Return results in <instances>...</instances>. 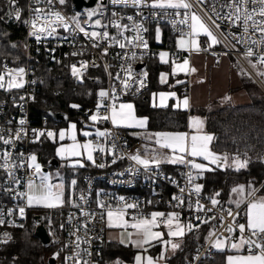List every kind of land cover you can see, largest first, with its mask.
Wrapping results in <instances>:
<instances>
[{
    "label": "built area",
    "instance_id": "built-area-1",
    "mask_svg": "<svg viewBox=\"0 0 264 264\" xmlns=\"http://www.w3.org/2000/svg\"><path fill=\"white\" fill-rule=\"evenodd\" d=\"M192 5V12L197 13L203 21L211 28L213 34L219 41L216 44L217 48L210 50L207 49V41L200 43L201 52H214V61L220 60V54L226 53L234 57L242 67H244L248 73L256 80V82L264 89V83L261 78L251 69L247 61L244 59V55L247 53L248 48H252L255 55L252 58L257 62V58L264 55V43L261 42L259 33H254L251 30L244 32L243 26H232L230 22L226 20H216L220 24V28L217 29L209 20V16L212 19H216L213 14V7L217 11H221L222 14L227 12L226 8L222 9V5L226 3V0H206L204 5H200L198 0H187ZM18 6L22 9V18L17 21L14 17L7 16L4 20L5 24L9 23L17 24L23 33L22 47H23V60L19 62L17 58L8 60L6 58L0 59V72L4 71L5 67L12 68H24V87L20 89L8 90L0 89V134L6 136L11 131L14 135L17 129L24 128L26 135H22L19 140H15L12 145H3L0 143V151L8 150L12 153V163L19 164L21 160H26L28 156L35 155L37 157V151L35 146L46 134L37 138L33 134V130L47 132L51 131L54 126H57L59 122L54 120L51 123L46 114L36 116L32 112V102L34 98L35 90L37 89L38 76L35 69V62L32 57L35 56L39 59V56H45L53 63H63L69 72H71V65L75 64L80 67V62L87 61V67L81 69L83 76L91 77L95 82L100 84V90L111 91L113 87L117 89V100L119 103L122 100H132L133 98L143 94L148 88V79L146 78V87L142 88L139 92L136 91L134 86L131 90L125 94L121 90V84L119 81L113 79L117 72H121V66L125 67L127 64H131L133 68V74L137 77L141 76L146 71L145 59L155 51L165 50L170 54L169 60H183L189 59L194 51L179 50L175 44H170L168 40H163L164 30H167L174 38L181 36V31L185 34L190 31L189 28L178 23L183 18L184 9L174 10L168 9L167 13L160 9H152L148 7L135 8L129 5L113 4L112 0H105L103 4V15L97 14L93 17V20L100 19L103 24H108L109 20L115 19L123 24L131 26L134 22L141 23L146 29L140 33L144 40L148 43L147 49H141L139 47L120 49L114 45L109 47L111 41L100 40L99 47H92V42L86 38L82 33H68L62 28L57 30V34L53 37L42 39L37 42L34 37L29 36V32L32 30L28 24L24 21L30 20L31 9L35 7H41L45 10L52 8L55 11H60L65 17L71 18L73 16H79L81 23L87 31H104L107 30L111 36H117L118 30L114 27H108L107 29L93 28L88 24H84L87 20V12L100 7V0H96L92 6L82 7L81 9H72V14L66 12L59 0H54L52 5L46 3H40L39 5L34 3V0H18ZM10 10V9H9ZM177 11L181 15H176ZM116 13L113 16L112 13ZM155 13V14H154ZM132 16L133 20H128L127 17ZM190 17V13H189ZM175 22V23H174ZM189 18V23H190ZM148 24H153L155 29H160L159 39H150L148 35ZM126 36H135V32H126ZM187 38V35H185ZM67 37V39H65ZM239 39V42H237ZM256 41V43H250ZM108 48V54L103 55V49ZM207 49V50H203ZM73 52L82 53L80 55H72ZM136 52L137 58L132 60L122 59L124 53ZM142 53V55H141ZM141 63L140 66L138 64ZM261 69L264 72V64H260ZM111 73V75H110ZM73 76V75H72ZM123 77V73H121ZM74 77V76H73ZM179 84V90L184 97L188 98L190 75L186 73ZM93 95V107L88 111L89 114H95L96 105L100 102L98 96L99 91ZM25 97L24 100H20V97ZM111 103V101H107ZM101 114H104L102 108ZM50 117V116H49ZM25 120V124L21 126L19 121ZM101 131L110 130V138H97L95 132L89 136V140L98 142L104 145L105 152L94 153L96 164H105V167H97L96 171L86 172L78 177L73 175L70 179L68 191L65 188V204L62 207L46 208L43 206L26 205V199L18 196V193H26L27 182L32 178L36 183L39 180L32 177V170L26 167H16L13 169L14 176L20 181V183H14L13 177H10L4 169H0V212L4 214L3 218L6 223L0 225V240L6 239L3 234H11V231L15 228L10 226L7 221H14L17 225L28 226L32 232H34L37 225H42L45 229L47 241L41 242L45 248L51 250L49 256L54 257V264L59 262L60 264H74L73 259H66L73 257L74 259H82L89 262V264H100L98 256L102 249V243L104 239L106 224L105 220L101 219V209L97 206L98 201H104L116 205L120 197H124V200L128 203H137L139 205L138 210H129L130 214H135L137 211L144 215H148L153 211L171 212L176 211L181 214V221L185 225L189 222L192 224L196 222V217L201 219H208L212 227V231H215V236L207 237L204 244L199 248L196 253L194 261L191 264H195L200 255L206 250L212 248V243L217 237L228 236L225 231L228 224H234L232 219L228 217L227 210L232 209L233 213L239 212L238 220L245 217L244 203L240 208L230 207L219 203L216 208L211 212L196 211V201L199 199L201 204H204L207 208H211L210 195L203 190V175L197 178L194 183L202 186L201 192L197 196L193 194L191 198H188L189 189L187 187V176L189 168L186 165L177 164L170 171H165L161 168L163 163L158 167L152 166L150 170H145L142 166L137 165L134 161L129 159L130 155L140 154L142 158L147 155L146 149L155 148V144L145 138L142 130L135 128H114L110 122L102 121L94 124ZM185 132H189L188 129ZM114 138V139H113ZM115 144L114 155L108 152V149L112 148ZM21 153L23 156L21 157ZM120 157H123L122 159ZM113 159L116 160L113 163ZM37 160L41 167L44 165L37 157ZM2 163V161H0ZM93 165V163H90ZM94 166V165H93ZM76 180L75 186L71 185V181ZM65 185V180L63 178ZM184 187L185 192L180 193L179 188ZM174 195L183 196L186 199V203L183 206L176 207V201L172 200ZM81 196L85 199H81ZM71 201V202H69ZM151 201V203H149ZM77 206H73V205ZM20 207L25 208L24 217L19 216L18 209ZM12 211V215L8 214V211ZM81 210L85 212L94 213V217L81 216ZM224 217L221 221L211 220L209 217ZM71 217V219H70ZM91 221L88 224L87 230L81 228L77 233L81 237L80 248L75 247L76 237L70 235L75 232L79 224ZM64 225L61 228V225ZM235 227V224H234ZM238 238V228L231 234ZM247 235V233H246ZM86 241V242H85ZM4 243L0 242V249ZM68 245V247H65ZM91 255H87V252ZM246 251V250H244ZM80 252V257H75V253ZM247 252V251H246ZM58 254V255H57Z\"/></svg>",
    "mask_w": 264,
    "mask_h": 264
},
{
    "label": "snow or ice",
    "instance_id": "snow-or-ice-1",
    "mask_svg": "<svg viewBox=\"0 0 264 264\" xmlns=\"http://www.w3.org/2000/svg\"><path fill=\"white\" fill-rule=\"evenodd\" d=\"M9 5V11L7 15L9 17H14L17 21L22 18V9L18 6V0H7ZM46 3L52 5L54 0H34V3L39 5L40 3ZM59 3L63 5L65 0H59ZM113 4H123L125 6L131 3V6L135 8L148 7L152 9H160L167 13L168 9H184L183 18L178 21L179 24L184 25L189 28L188 33L181 31V38L176 41V46L179 50L183 51H196L199 52L202 49L198 42L197 37L201 34L206 35L209 41L208 48L219 43L216 36L213 34L211 28L203 21V19L195 12H192V5L187 2V0H112ZM200 5H204L206 0H198ZM103 4L100 7L87 12V20L84 24H88L93 28L107 29L108 27H114L118 30L117 36H111L107 30L104 31H87L86 28L81 23L80 17L73 16L71 18L65 17L60 11H55L52 8L45 10L41 7H35L31 9V19L24 21L31 27L29 36L34 37L37 42L42 39L53 37L57 34V30L62 28L65 32L72 33H82L86 38L92 42V47H99V41H111L109 47L113 44L118 46L120 49L135 48L139 47L141 49H147L148 43L144 40L143 36L140 35L144 29L141 23H133L131 26L123 24L118 20H109L108 24H103L100 19L93 20V17L97 14L103 15L102 12ZM226 8L228 11L223 13L217 11L213 7L212 11L216 19H212L209 16L212 24L219 29L220 24L216 20H226L230 22L232 26H243L244 32H249L250 30L254 33H259L261 37V42L264 43V0H226V3L222 5V9ZM190 13V17H189ZM155 14V13H154ZM116 16V13H112ZM176 15H181L177 11ZM190 18V23H189ZM128 20H133L132 16L127 17ZM175 23V22H174ZM126 32H135V36H126ZM185 35L190 37V39H185ZM157 39L160 36V29L156 30ZM67 39V37H65ZM239 42V39H237ZM250 43H256V41L249 40ZM15 47V46H13ZM207 50V49H203ZM82 53L73 52L72 55H80ZM103 55L108 54V48H104ZM136 52H131L129 55L127 52L123 54L122 59L132 60L137 58ZM142 55V53H141ZM247 57H252L255 55L252 48L247 49ZM168 52H160L159 59L161 63H169ZM250 63H252L250 61ZM257 63L264 64V55L257 58ZM172 65V75L175 76L178 73H188L189 71L195 72V68H190L189 59H183L182 63L177 62L175 59L171 61ZM87 61L80 62V67L77 65H71V72L74 77H80L82 75L81 69L87 67ZM252 67L256 68V63H252ZM123 73V77L121 76ZM111 75V73H110ZM148 73L145 71L141 76L137 77L133 74V68L131 64L121 66V72H117L113 79L117 80L121 84V90L127 94L134 86L136 91L139 92L142 88L146 87V78ZM257 75L264 76V72H257ZM24 68H12L8 69L5 67L4 71L0 72V89L8 90L20 89L24 87ZM168 74L161 73L160 83L164 84L167 82ZM177 83H183V81H177ZM174 87V85H173ZM159 105L155 103L157 94H153V106L167 107V101L170 98H176L177 104L175 107L179 108L181 105L186 109L189 106V100L187 97L180 100L176 97L175 92H160L159 94ZM100 97V102L96 105L95 114L90 115L89 119L93 124L107 121L110 122L114 128H146L147 118H138L134 113V105L132 103L121 102L116 103L117 100V89L113 87L111 91L101 89L98 93ZM25 97L21 96L20 100H24ZM227 99V98H226ZM111 103H107V101ZM73 108L79 107L78 105H71ZM104 109V114H101V109ZM19 124L23 126L25 120L21 119ZM189 132H171V131H160L155 133H145V138L150 142L155 144V148L146 149L147 155L142 158L140 154L130 155L128 158L134 161L137 165L142 166L145 170H150L152 166L158 167L161 163L169 164H182L189 168V172L186 173L187 176V187L189 189L188 198L190 199L193 194L197 196L201 192L202 186L200 184H195L194 181L199 178L202 173L206 171H213L214 168L211 166H221L223 164H228L231 159L232 163L235 164L236 169L246 167V161L242 162L238 156L229 157L228 154H218L214 152L211 148V144L215 137L203 131L204 122L197 118L191 117L188 121ZM33 134L39 138L40 136L47 135V137L55 140L57 133L53 131L41 132L33 130ZM22 135H26L23 127L17 129L13 135L11 131L6 136L5 134H0V143L3 145H12L15 140H19ZM85 137L91 136L92 133L88 131L82 132ZM95 136L99 138H110V130L101 131L97 130ZM70 139V144H63L56 149V156L63 160L70 161L71 167H84L81 157L87 159L93 163L94 166L103 168L105 164H96L94 158V153L105 152V147L103 144L98 142H93L92 140H87L81 143L77 140L76 136V125L71 124L68 130H60L58 133L59 141H64L65 139ZM114 139V138H113ZM115 144L113 143L112 148L108 149L110 154L114 155ZM23 154L21 153V157ZM12 158V153L8 150L0 151V169H4L10 177H13L14 183H20L18 179L15 178L13 169L16 167H26L32 170V177L39 180L36 183L32 178L27 182L26 193H18L17 195L26 199V205L28 207L32 206H43L46 208H56L62 207L65 204V185L63 182L53 184L50 182L51 176L45 174L42 171L41 165L37 162V157L35 155H30L26 160H21L19 164L10 162ZM121 159L123 157H120ZM198 160L204 161L197 162ZM116 160L113 159V163ZM76 180L71 181V185L75 186ZM180 193L185 192L184 187L179 188ZM232 193L235 195V199L231 201L235 204L236 208L239 209L241 204L245 203L247 200L246 209L244 210L246 223H238L236 217L239 216V212L233 213L232 209L227 210V215L232 219L235 224H228L225 231L229 234L223 238H217L212 247L219 251H225L229 249L237 254L228 255L226 257V264H264V197L248 199L253 196L254 187L249 184L247 188L244 185H239L234 187ZM220 193H215L214 196L210 197V202L212 207L207 208L204 204H201L199 199L196 201V211L211 212L220 203L217 199ZM81 199L85 197L81 196ZM173 201H176V207L183 206L186 203V199L183 196L174 195L172 197ZM71 202V201H69ZM151 203V201H149ZM77 206V205H73ZM97 206L101 209V219L105 220L106 226L108 228H119L122 230V235L120 239L121 244H131L132 246L141 250V252H147V246H154L155 243L160 242L165 245V251L167 245L170 244L171 248L175 250L179 247L177 243H173L172 239L177 237H183L185 235V228L191 231L193 227H198L199 225H193L189 222L187 225L181 222V214L176 211L171 212H160L153 211L148 215H144L137 211L135 214H130L129 210H138L139 205L137 203H128L124 200V197H120L116 205L111 203H106L104 201H98ZM19 216L24 217L25 208L20 207L18 209ZM9 215H12V211H8ZM81 216L94 217V213L85 212L81 210ZM4 214L0 212V225L6 223L3 218ZM127 217V218H126ZM71 219V217H70ZM211 220H224V217H209ZM196 220L200 224H207L208 219H201L197 216ZM10 226L23 227V225H17L14 221H7ZM91 221L81 223L77 226L76 231L70 233L76 237L75 247L80 248L81 237L77 235L81 228L87 230L88 224ZM61 228L64 227L62 224ZM161 227L167 229L168 240H164V232L159 231ZM238 228L239 236L236 238L233 234ZM131 229V231H129ZM247 233V235H246ZM209 237L215 236V231L209 232ZM3 236L6 239L0 240L2 243H7L8 239H11L8 233H4ZM126 237V239H125ZM86 242V241H85ZM68 247V245H65ZM242 250H246L247 254H243ZM87 252V250H84ZM165 251L160 253L159 257H152L151 255L144 256L138 253L135 256V264H160V261L166 259ZM58 255V254H57ZM87 255H91L87 252ZM75 257H80V252L75 253ZM66 259H73L74 264H89L88 261L82 259H74L73 257H68Z\"/></svg>",
    "mask_w": 264,
    "mask_h": 264
},
{
    "label": "trees",
    "instance_id": "trees-1",
    "mask_svg": "<svg viewBox=\"0 0 264 264\" xmlns=\"http://www.w3.org/2000/svg\"><path fill=\"white\" fill-rule=\"evenodd\" d=\"M8 11L7 0H0V59L17 58L21 62L23 33L17 24H5L4 20L8 16ZM154 27L153 24H148L150 34L153 33ZM163 40L174 44V37L167 30H164ZM32 60L35 62L38 76L32 112L39 116L46 114L47 110L64 111L68 114L67 120H73L77 127L87 122L88 110L94 105L93 95L100 90V84L88 76H83L81 79L73 77L63 63H53L45 56L40 55L39 59L33 56ZM145 64L148 88L131 101L135 114L147 118L146 128L152 131L185 132L187 115L191 110H195L204 118V131L215 137L211 144L212 150L218 154L226 153L230 158L238 156L247 162L246 167L239 170L230 166H211L214 168L213 171L204 172L203 190L211 197L219 192L217 199L224 205L234 207L232 204H227L226 199L235 185L251 182L254 189L256 188L255 192L264 189V92L258 87L261 93L250 95V101L246 103H226L212 109L209 107L189 110L177 108L174 99L171 98L166 102L167 107H154L151 102V93L168 88L167 82L164 84L158 82V72L168 70V66L157 60L155 52L145 59ZM170 80L171 76H169ZM249 82L257 85L252 79H244L243 87L247 91H250ZM174 88L179 95L182 94L179 85ZM74 104L79 107H71ZM47 117L53 123L52 119ZM64 122H59L58 125ZM56 144V140L44 136L35 146L37 157L44 165L55 158ZM50 164L53 165L52 162ZM174 166L163 163L161 168L170 171ZM96 170L97 167L90 163H85L84 167L63 165L60 171L64 176L66 192L73 175L79 177L86 172ZM197 224L199 226L193 227L191 231L186 228L179 248L166 255V264H191L194 261L196 253L212 231L209 221L207 224H200L199 221L193 223V225ZM10 237L11 239H8V242L4 243L0 249V264H48L51 250L43 246L28 226L13 229ZM102 247L105 249V254L102 253L100 264H110L103 261L104 256L108 258L119 256L125 262L132 260L133 251L127 246L107 242ZM226 251L227 249L219 251L212 247L203 252L195 264H224ZM150 252L155 255L158 253L154 247L150 249Z\"/></svg>",
    "mask_w": 264,
    "mask_h": 264
},
{
    "label": "crops",
    "instance_id": "crops-1",
    "mask_svg": "<svg viewBox=\"0 0 264 264\" xmlns=\"http://www.w3.org/2000/svg\"><path fill=\"white\" fill-rule=\"evenodd\" d=\"M156 30L157 29H155V27H154L152 34H150L149 30H148V35H149L150 39L153 40V39L157 38ZM180 38H181V36L174 38V44L175 45H176V41ZM184 38L190 39V38H187L186 36ZM197 39H198L199 44L202 41H207L209 44V41H208V38L206 35L201 34L200 36L197 37ZM208 44L206 47L207 49L213 50V49L217 48L216 45L212 46L211 48H208ZM160 52H166V51L165 50L155 51L156 58L161 63V61L159 59V53ZM213 56H214V52H212V51L211 52H201V51L196 52V51H194L191 54V56L189 57L190 68H195L196 71L195 72H191V71L188 72L190 75V85H189V94H188L189 106H188V108H186V110H189L191 108H197V107H210L211 105H214L215 102L221 101L220 100L221 98H224L227 96H229V98L237 100L238 98H244L245 94L247 93V90L243 87V81H244V79H249V78L252 79V78L246 73L247 71H245V69H243V67L240 65V63H238L234 57H232L231 55L226 54V53L220 54V60L218 62L214 61ZM169 61L170 62L167 64L163 63V64L168 66V70H160L158 72V82L160 83V75L162 72L168 74V79H167L168 88H163V89H169L170 91L175 92L176 97L179 98L180 100H183V98H185V97L182 94L179 95V92H177L175 90L173 85L174 86L179 85L180 83L178 84L177 81L178 80L181 81V79L185 75V73H178L175 76H173L172 75L171 60H169ZM176 61L179 63H182L183 60H176ZM145 68H146V64H145ZM146 72H147V68H146ZM169 76H171L170 81H169ZM171 99H174V103H175V100H177L176 98H171ZM243 101H245V100H243ZM121 102L132 103V101H130V100H122L119 103H121ZM119 103H117V104H119ZM227 103H231V102H227ZM224 104H226V103H224ZM231 104H233V103H231ZM235 104H238V103H235ZM180 107L184 108L183 105H181ZM90 115L91 114H89V116H88L87 122L83 123L79 127L76 126L77 139L84 137L79 132L80 128L89 129V132H91V133L99 130L97 127L94 126L93 122L89 119ZM136 116L138 118H146L145 116H138V115H136ZM73 124H75L74 121H73ZM135 129H141V128H135ZM187 129L189 130L188 119H187ZM144 135H145V133H144ZM87 139L89 140V136L87 137ZM78 141L81 142L80 140H78ZM56 145H55V147H56ZM56 158L60 161L62 160L61 158H59L57 156H56ZM79 159L82 160L84 165H85V163H92L90 161H87V159L84 157H81ZM70 163H71L70 161H65L64 163L62 162V164L66 165V166H69ZM175 165H177V164H175ZM69 167H71V166H69ZM105 224H106V222H105ZM158 230L164 232V234H165L164 240L169 239V237L167 236V229L161 227ZM185 230H186V228H185ZM129 231H131V229H129ZM121 235H122L121 229H119V228H108L106 226L102 246L104 245V243H107V242H111V243H115V244H121L120 243ZM125 239H126V237H125ZM181 239H182V237L173 238L172 242L177 243L180 246L181 242H182ZM121 245L126 246L125 244H121ZM127 247L133 251L132 260L130 262H125L119 256H113V257H109V258L104 256L103 261L109 262L110 264H134L135 255L138 253H141L144 256L151 255L152 257L155 258V257H159L160 253L162 251H165V245H163L160 242L155 243L154 246H147L148 247L147 252H141L140 249L132 246L131 244H128ZM152 247L157 249L158 253L156 255L152 254L150 252V249ZM178 248H176V249H178ZM175 250H173L171 248L170 244L167 245V248L165 251V257L167 254L173 253ZM242 252H243V254H247V252L244 250H242ZM102 253L105 254V249L103 247H102L101 252L99 254L100 258H101ZM235 254H237V253L227 249L226 253L224 254V264H226V257L228 255H235ZM100 258H99V260H100ZM160 264H166L165 260L160 261Z\"/></svg>",
    "mask_w": 264,
    "mask_h": 264
},
{
    "label": "rangeland",
    "instance_id": "rangeland-1",
    "mask_svg": "<svg viewBox=\"0 0 264 264\" xmlns=\"http://www.w3.org/2000/svg\"><path fill=\"white\" fill-rule=\"evenodd\" d=\"M62 6V8L66 11V12H68V13H70V14H72V9L74 8L73 7V4H72V2H71V0H65V3L63 4V5H61ZM244 59L247 61V63L249 64V66L251 67V69L257 74V72L258 71H260V72H263L262 71V69H261V65L259 64V63H257L252 57H247V55H244ZM250 61L252 62V63H256V68H253L252 67V63H250ZM243 69H245L244 67H243ZM245 71H247L246 69H245ZM163 73V72H162ZM252 79H253V77L248 73V71L246 72ZM260 78H261V80H262V82L264 83V76H260V75H258ZM250 79V78H249ZM254 80V79H253ZM255 81V80H254ZM250 83V82H249ZM253 83V82H252ZM257 85H254V84H251L250 83V91H247V93L245 94V96H244V98H238L237 100H234V99H232V98H229V96H227V97H224V98H221L220 100L221 101H218V102H215V104L214 105H211L210 107H209V109H212V108H217V107H219V106H222L224 103H227V102H231V103H233V104H235V103H245V102H248V101H250V95H252V94H260L261 92H260V90H259V88L263 91V89L261 88V86L257 83V82H255ZM259 87V88H258ZM160 92H164V93H168V92H172V91H170L169 89H159V90H157V91H153L152 93H151V102L153 103V94L154 93H156L157 94V96H156V99H155V103L157 104V105H159V93ZM264 92V91H263ZM227 98V99H226ZM243 100H245V101H243ZM175 104H177V100H175ZM191 117H197V118H199V119H201L203 122H204V118H203V116H201L200 114H198L195 110H191L189 113H188V115H187V119H188V121H189V119L191 118ZM71 124H73V121L71 120V119H69V120H67V121H65L64 123H62L61 125H57V126H54L53 127V129L51 130V131H53V132H55V133H57V137L55 138V140L57 141V145H56V147H55V149H54V154H55V156H56V149L61 145V143H63V144H65V145H67V144H70L71 143V140L70 139H65L64 141H59V139H58V133H59V131L60 130H68L69 129V126L71 125ZM140 130H142L144 133H148V134H151V133H155V132H160V131H152V130H150V129H148V128H144V129H140ZM84 131H88L89 132V129H82V128H80L79 129V132L82 134V132H84ZM204 131V130H203ZM171 132H173V131H171ZM205 132V131H204ZM52 139V138H51ZM77 140H80L82 143H84V142H86L88 139H87V137H82V138H78ZM58 157V156H57ZM60 158V157H59ZM242 162H244L245 160H243V159H241V158H239ZM63 163L65 162V161H67V160H61ZM37 162H38V160H37ZM198 162H203V163H206V162H204V161H198ZM39 163V162H38ZM221 166H230V167H234V168H236V166H235V164H233L232 163V161H231V159L229 160V162H228V164H223V165H221ZM42 168V167H41ZM60 169L61 168H57V167H52V166H49L48 168H47V170H45V171H43L45 174H48V175H50L51 176V180H50V182L51 183H53V184H56V183H61V182H63V178H64V176L62 175V173H61V171H60ZM249 184H251L252 185V183L251 182H247V183H240V184H237V185H235L234 187H236V186H239V185H244L246 188H247V186L249 185ZM253 186V185H252ZM233 187V188H234ZM232 188V189H233ZM231 189V190H232ZM230 190V192H229V194H228V197H227V199H226V203L227 204H232V205H234L235 206V204L234 203H232L231 201H233L236 197H235V195L232 193V191ZM255 190H256V188H255ZM261 197H264V189H261V190H258L257 192H255L254 191V193H253V196L252 197H249L248 199H253V198H261ZM246 205H247V200L245 201V204H244V207H243V209L245 210L246 209ZM236 220H238V217H236ZM239 223H246V218L244 217L243 219H241V220H239ZM217 238H222V237H217ZM216 238V239H217ZM215 239V240H216ZM214 240V241H215ZM214 241H213V243H214ZM212 243V244H213ZM214 248V247H213ZM141 254V253H140ZM137 255V254H136ZM135 255V256H136ZM56 264H60L59 262H57ZM134 264H135V261H134Z\"/></svg>",
    "mask_w": 264,
    "mask_h": 264
},
{
    "label": "water",
    "instance_id": "water-1",
    "mask_svg": "<svg viewBox=\"0 0 264 264\" xmlns=\"http://www.w3.org/2000/svg\"><path fill=\"white\" fill-rule=\"evenodd\" d=\"M96 0H71L73 7L75 9H81L82 7H89L92 6L95 3ZM104 4L105 0H100V4ZM141 63L138 64V66H140ZM262 88V87H261ZM263 89V88H262ZM264 91V89H263ZM90 111H88L89 113ZM50 118L56 122H64L67 121L68 119V114L64 111H53V110H47L46 112ZM52 163L56 164L57 163V159L53 158L52 159ZM42 170L45 171L46 170V166L42 167ZM33 234L41 241V242H45L47 241V236H46V232L45 229L42 225H37ZM100 258V256H98V259ZM55 260L53 256H49L48 258V264H54Z\"/></svg>",
    "mask_w": 264,
    "mask_h": 264
},
{
    "label": "flooded vegetation",
    "instance_id": "flooded-vegetation-1",
    "mask_svg": "<svg viewBox=\"0 0 264 264\" xmlns=\"http://www.w3.org/2000/svg\"><path fill=\"white\" fill-rule=\"evenodd\" d=\"M55 158H56V156H54ZM53 159V158H52ZM52 159L50 160L51 162H52ZM57 159V158H56ZM50 162V163H51ZM49 162H48V164L46 165V170H47V168L49 167V166H52V167H57V168H61L62 166H63V164H62V162L60 161V160H58L57 159V163L55 164H50Z\"/></svg>",
    "mask_w": 264,
    "mask_h": 264
},
{
    "label": "bare ground",
    "instance_id": "bare-ground-1",
    "mask_svg": "<svg viewBox=\"0 0 264 264\" xmlns=\"http://www.w3.org/2000/svg\"><path fill=\"white\" fill-rule=\"evenodd\" d=\"M145 62V61H144ZM254 79V78H253ZM256 81V80H255Z\"/></svg>",
    "mask_w": 264,
    "mask_h": 264
}]
</instances>
